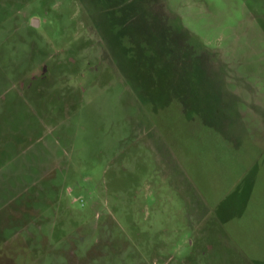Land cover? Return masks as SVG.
<instances>
[{
    "label": "rangeland",
    "instance_id": "obj_1",
    "mask_svg": "<svg viewBox=\"0 0 264 264\" xmlns=\"http://www.w3.org/2000/svg\"><path fill=\"white\" fill-rule=\"evenodd\" d=\"M0 264H264V0H0Z\"/></svg>",
    "mask_w": 264,
    "mask_h": 264
},
{
    "label": "water",
    "instance_id": "obj_2",
    "mask_svg": "<svg viewBox=\"0 0 264 264\" xmlns=\"http://www.w3.org/2000/svg\"><path fill=\"white\" fill-rule=\"evenodd\" d=\"M37 23H38V19H37V18H33V20H32V24L36 26Z\"/></svg>",
    "mask_w": 264,
    "mask_h": 264
}]
</instances>
